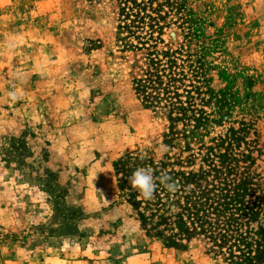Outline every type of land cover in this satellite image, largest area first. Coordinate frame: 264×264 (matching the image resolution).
<instances>
[{
	"label": "rangeland",
	"instance_id": "374dc122",
	"mask_svg": "<svg viewBox=\"0 0 264 264\" xmlns=\"http://www.w3.org/2000/svg\"><path fill=\"white\" fill-rule=\"evenodd\" d=\"M141 167L259 200L249 247L165 240ZM0 264H264V0H0Z\"/></svg>",
	"mask_w": 264,
	"mask_h": 264
},
{
	"label": "trees",
	"instance_id": "16d2710c",
	"mask_svg": "<svg viewBox=\"0 0 264 264\" xmlns=\"http://www.w3.org/2000/svg\"><path fill=\"white\" fill-rule=\"evenodd\" d=\"M148 60L146 63L148 69H142L139 78L134 79V83L140 88V92L144 93L142 98L153 104L157 99L156 93L166 95L164 91L168 89L167 85H163V83L176 81V74L167 77V80L164 81L162 74L159 73L165 72L160 61H155L153 58ZM150 67H153L158 73L151 72ZM156 78L160 80L158 85L155 84ZM210 159L212 164H209L207 170L202 172L204 175L220 169L215 166L214 158L210 157ZM171 172H164V176L170 178L169 182L175 184V192L168 191L160 182V178L164 176L158 174L159 171L156 170V174L153 175L156 178L153 198L151 200L143 199L145 201L143 204L149 209L148 218L151 220L157 217L162 221L163 229L167 233L165 240H180L181 232L184 230L187 235L197 234L207 237L219 248L229 242V254H233V247L240 249L249 247L246 244L243 246V233H238L237 229L239 226H243V223H239L241 219L250 218L251 215L254 216L259 212L261 207L259 200H246L243 197L246 193L236 185L231 187L228 182L211 183L206 186L200 182H195V184L187 182L191 186L183 191L181 187L186 179L182 178L184 172L178 170L174 176ZM140 198L142 199V197ZM138 204H140L139 201ZM175 209H179V211H174ZM184 212L187 214L186 218H184ZM244 234L246 236L248 233L245 231Z\"/></svg>",
	"mask_w": 264,
	"mask_h": 264
},
{
	"label": "clouds",
	"instance_id": "9594fccd",
	"mask_svg": "<svg viewBox=\"0 0 264 264\" xmlns=\"http://www.w3.org/2000/svg\"><path fill=\"white\" fill-rule=\"evenodd\" d=\"M170 178L162 177L160 182L170 192L176 191L174 183L169 182ZM129 183L133 190L137 191L144 200L153 198L154 189L156 187V178H154L152 170L147 168H138L129 177Z\"/></svg>",
	"mask_w": 264,
	"mask_h": 264
}]
</instances>
